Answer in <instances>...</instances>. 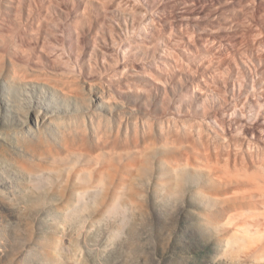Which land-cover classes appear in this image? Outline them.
<instances>
[{
	"label": "rangeland",
	"instance_id": "1",
	"mask_svg": "<svg viewBox=\"0 0 264 264\" xmlns=\"http://www.w3.org/2000/svg\"><path fill=\"white\" fill-rule=\"evenodd\" d=\"M11 1L0 0V34H2V31L3 34H5L4 32L8 33V36L6 35L8 39L5 38L3 39L4 41L0 39V59L2 58L0 61V264H264V249H258V247L249 248V245L241 239L242 235L231 238L229 235L230 229L216 226V223L214 224L217 220L222 219L223 214L217 211L219 207H217L216 200L205 198L203 194L208 189L205 175L188 170L189 172L183 171L178 173V176L176 172H172L171 166L166 160L168 155L174 152V148L164 144V141L162 142V136L157 134L158 132L154 126L160 119H164L167 113L171 115L172 112L181 113L185 111L187 106H191L193 99L190 97L183 104L178 103L175 94L179 90L176 87L173 86V88L167 84L169 92V96H167L155 88L143 86L145 85L144 78L141 76L138 77L139 82L136 76H134L135 78L128 77L131 71H128V76L127 72H125L126 75L124 77L137 80V84L139 83L144 87L143 93L142 89L140 91L141 94L139 92L124 93V95L118 96V103L112 104L107 102L100 103L96 97L92 96L91 98L89 95L88 97L91 100L82 95L80 97L71 96L69 98L58 89H54L48 83H44V81L26 83L24 82L25 80H19L14 74V69L16 68L14 67V62H16V65L18 64V66L20 65L21 67L23 66L22 68L28 69L27 72L30 71L32 73L33 64L28 63V59L30 60L32 57H28L34 53L33 51L31 54L29 50H34L32 46H36V43L33 44L35 42L33 38V40L31 39L32 44L29 42L30 39L27 43L24 42V46L32 45H30L31 48L30 46L28 47L27 54H25L28 59L24 61L26 56L24 57L19 49L24 38L22 39L20 34L24 33L23 29L26 27H24V24L26 25L28 22L23 17L21 19V16H19L20 19L18 17L12 18L13 20L10 18L13 10L10 7L13 5H11ZM20 1L24 2L23 0ZM33 1V6L38 5L35 10L40 7L39 4H43L41 3L42 0ZM67 1L71 2L74 0ZM147 1L149 2V0ZM158 1L160 2L150 0L149 3H152L153 7L158 4L162 6L161 2L163 0ZM175 1L174 3L171 2L172 5L174 4L172 6L168 4L169 0H164L163 2L166 4H163H168L166 6L168 8L162 10L159 9L160 6L158 5L157 8H154V14L158 15L159 11L162 10L161 13L164 11L166 16L171 7L170 10L172 12L169 11V15L167 16L172 18L171 15L174 11L178 13L180 8V0ZM24 6H21V8L24 7L26 9L27 5ZM177 8L178 11H176ZM52 12L53 10H50L53 16H59L58 11L55 13L58 15H54V12ZM8 13H10V16ZM161 13V16L162 14L164 15V13ZM64 18H61V20L63 19L61 22L58 21L62 24L61 31L64 32L59 31L61 33L60 36L62 35L64 40L68 38L65 42L69 40L72 42L71 40L73 39V41L77 40L75 37L71 38V32L68 31V21L65 24L64 21L66 20ZM236 29L239 31L236 30L238 33L241 31L243 35L247 33L242 31V26ZM244 30L247 31V29ZM129 34L125 33L126 37L127 35L128 37L132 36H129ZM134 34V36L140 35L139 31ZM86 38L87 35L84 38L85 43H83L88 48L90 42ZM161 41V39L157 41V46L160 45ZM70 42L66 43L70 45ZM162 42V45L159 47L160 51H150V54L154 52L151 54L152 56L148 53L147 56H143L146 58L142 59L146 60L148 58V60H152L153 58V62L157 59L158 61H155L158 64L159 58L168 52L167 48L164 49L166 46ZM90 46L92 45L90 44ZM94 48L96 51L99 50L96 45ZM90 49L93 51V48ZM161 49L163 52H161ZM95 50L91 51L95 55L93 56L91 53L93 58L100 53V51L95 53ZM37 52H39V49H37ZM124 52V54H121V58H126V56L131 57L130 53L125 55L129 51L125 50ZM157 53L161 55H159V58L156 56L158 55ZM65 55L68 56L66 52ZM140 56L137 55L135 61H142V59H139L142 57ZM21 59L23 60L20 63ZM72 59L73 62L71 60L72 63H70L71 70H79L83 62L77 61L74 58ZM12 60L15 61L13 62ZM47 60L43 59L41 61V67L45 66L43 69L45 72L49 69L51 70L50 63ZM45 62L46 64H44ZM80 62L82 63L80 64ZM124 77H120V79L122 78L121 80H123L125 79ZM16 82L19 83L17 84ZM83 85L85 87L88 86L87 83H83ZM145 90L149 93H145ZM62 94L65 97L61 96ZM28 95L30 96L28 97ZM21 98H24V101ZM119 99L123 102L121 100L120 102ZM85 100L93 101L91 102L92 108H88V106L91 107L90 105H85L87 107L83 105ZM172 100L177 102L174 103ZM97 101H99L101 106L96 105L95 107L92 105V103H96ZM81 106L85 108L83 109ZM124 106L128 107V110ZM51 107L53 110H51ZM126 111L128 112L127 115ZM136 111L139 112L137 113ZM122 112L124 113L122 117L124 116L125 118L127 116L125 121L124 118L122 119L119 116L123 114ZM134 114L137 119L135 116L134 118L130 117V119L134 120L135 125L133 124V120L131 121L128 118L129 116L133 117ZM104 115H106L105 119ZM139 116L140 118L144 116L142 118L145 121L143 122ZM59 117L65 118V120L59 119ZM154 119H158V121ZM107 120L108 122H106ZM152 121L155 123L152 124ZM103 122L108 124L101 125ZM145 122H150V125L148 123L149 126H146ZM151 124L153 125V129ZM136 125L138 127H134ZM102 126H104V129L101 132ZM107 126H109V129H107ZM150 126L152 131L150 130ZM136 129L139 130L136 131L139 132L138 134L134 132ZM148 129L152 132L149 131L151 134L148 132ZM94 130L100 134L96 135V131ZM109 130L113 131L111 133V136H114L113 138L110 136ZM105 133L110 138V145L108 144L107 136L105 137ZM147 133L148 136L144 137ZM99 135H102L101 138L103 137V140L100 138L102 142H99ZM149 135L156 137L159 143L155 142V138L154 143L148 142L145 145L144 142L143 144L141 143L142 146L140 148H136L138 144L136 143L135 145V141H138L140 138L144 141V138L150 137ZM75 138H77L76 141ZM111 138L113 140H120L117 141L118 144L115 143L118 147L114 146L118 149L115 150L114 148V151L111 149L112 152H109L110 148L113 147L112 144L116 141H112ZM123 139L125 140L123 141ZM141 140L139 141L143 142ZM72 141L75 143L72 144ZM77 141L80 143L77 144ZM85 141H87L86 145L90 144L89 146L91 149L93 148L92 150H90L88 145V148L85 146ZM121 142L124 146L119 145ZM65 143L69 144L66 146ZM99 143L109 145L110 148L107 150L106 145L102 146ZM128 143H132L133 145ZM78 145H81V148ZM125 145L126 147L130 145V149L127 148L126 150ZM145 146L146 148H144ZM77 147L84 149L83 151L74 149ZM100 147H104L105 149L102 150ZM141 147L145 150H142ZM147 148L148 150H146ZM86 150L93 152L91 153L92 155L88 154ZM95 151L96 153H94ZM115 151L118 152L114 154ZM138 152H140L139 156ZM144 152L148 154L145 155ZM107 153L110 154L107 155ZM119 154L121 157L118 156ZM149 155L150 158L148 157ZM94 161H97V163ZM119 166L121 167L120 171ZM107 172L110 173L108 174ZM174 177L177 179L181 178V183L183 182V184L179 187H174ZM98 179H102V181H99L102 183H99ZM107 180L110 181V184ZM122 180L123 182H121ZM111 181L114 182L113 185H111ZM105 186L108 187L106 188ZM108 188L109 190H107ZM126 189L129 192L126 193ZM203 189L205 190L203 191ZM121 190H124L123 193ZM213 203H216L215 206ZM215 214H219L221 218L219 219L217 215V219L214 220ZM210 217L212 218L210 219ZM252 241L255 242L256 240L253 239Z\"/></svg>",
	"mask_w": 264,
	"mask_h": 264
},
{
	"label": "bare ground",
	"instance_id": "2",
	"mask_svg": "<svg viewBox=\"0 0 264 264\" xmlns=\"http://www.w3.org/2000/svg\"><path fill=\"white\" fill-rule=\"evenodd\" d=\"M23 1L24 2H21L20 0H12L11 5H13L10 6L13 9L11 12L12 14L11 16L10 13L8 14L11 19L17 17L20 19L19 16H21V19L23 17L24 20L28 22L26 25L24 24V27L26 26L23 29L24 33L20 34L22 39L24 38L27 40L24 41L23 39L21 42L22 45L19 46L21 54H23L24 57L26 56L25 54H27V49L33 43L31 42L33 39L35 40L33 44L36 43V46L31 45L32 48L34 47V50H29L31 51V54L34 51L32 56L29 55L30 57H28H32V59L29 60L27 56L24 59V61L28 59V63L33 64L32 73H30V71L27 72L28 69H24L25 67L22 68L23 66L21 67L20 65L18 66V64L16 65V62H14L15 60H12L15 63L14 67H16L14 69L15 76L19 78V80H25L24 82L26 83H38V81H44V83H48L51 87L58 89L69 98L71 96L80 97V95H82L84 97L86 96L87 99H90V96L91 98L94 96L100 101V103H118V96L124 95V93L127 92L140 93L142 89L143 93L144 87H142L139 83L137 84L139 76L144 78L143 80L145 85L143 86H146V88H155L167 96H169L167 84L171 85V87H176V89L179 90L178 93L175 91L177 93L175 95L177 96L176 99L178 103L183 104L191 97L193 99L191 106H187L185 111H182L181 113L172 112L171 115H168L166 111L167 115L164 114V119H160L159 121L158 119H154L155 121H158L156 122L154 128L157 130V134L162 136V142L164 141V144L174 148V152L166 158L167 162L171 166L170 169H172L173 173L176 172L178 176V173L183 171L189 172L190 170L205 175V182L207 184H204L208 187V192L206 190L203 194L205 198H209L210 200L214 199V201L216 200L217 207H219V209L217 208V211L223 214L222 219H220L221 217H219V214H215L214 220L217 219V215L220 220H217L216 222L213 221L214 224L216 223V226L230 229L229 235L231 238H236L237 235H242L241 239H243L244 243L249 245V248L258 247V249H264V0H178L180 8L178 13L174 11L171 15L173 20L167 16L169 15V11L172 12L170 10L171 7L169 8L166 16L164 11L162 12L164 15L161 11L165 10V8L167 9L168 7L166 6L168 4L172 5L171 2L174 3L175 0H169L167 5H164L166 4L163 2L164 0L161 2L162 6L158 4L160 6L159 9H162L159 11L162 16L160 13L158 15L154 14V8H157L158 5L153 7L154 5L152 6V3H149L150 0L149 2H146V0H74L71 2L67 0H42L41 3L43 4H39L40 7L36 9L37 11L35 8L38 5L33 6V0ZM157 2L160 1L157 0ZM24 5H27L26 9L24 8ZM21 6L24 7L21 8ZM172 6H174V4ZM50 10H53L54 15L59 14V16H53V14L50 13ZM54 10H57L58 14H55L57 11ZM176 11H178V8ZM61 18L66 20L64 21L65 24L68 21V31H70L72 35L68 36H71V38L75 37L77 39L75 41H73L74 39L71 40L72 42H70V40L66 41L70 42V45L65 42L68 38L64 40L62 35L60 36L61 33H59V31H61L62 24L58 21L61 22L63 20H61ZM241 26L243 27L242 31L247 32L244 33L245 35H243L241 31L238 33L239 31L236 29ZM244 29H247V31ZM134 30L137 32L139 31L140 35L134 36V33H137ZM4 33L5 34H3L2 31V34H0V39L2 41H4L3 39L8 36V33ZM125 33H130L129 36H132L128 37L127 35L126 37ZM86 35V39L90 42L88 48L84 45V38ZM160 39L164 42L166 46L164 49L167 48L166 50L168 52H166L165 55H162L161 52L163 51L161 49V52L159 53L162 56L157 53L158 55L156 56H158V58L161 56L158 64L155 61L157 59H155L154 62L152 61L153 58L152 60H148V58L143 60L142 58H146L143 56H147L150 51L159 50V47L162 45V41L158 46L157 41ZM28 41L31 42V44L28 43L30 45L24 46ZM90 44L94 47L95 45L98 46L99 50L96 48L98 50L96 51L94 47L90 46ZM65 45H67L66 48ZM90 48H93V51H96L95 53L99 51L100 53L93 58L95 55H93V51ZM37 49H39V52H37ZM123 50H126L127 52L129 51L128 53L126 52L127 54L125 55L130 53L131 57L126 56V58L122 57V59L121 54L125 53ZM65 52L68 56L65 55ZM137 55L142 56L139 58L142 59V61H135ZM72 58L83 62L82 67H78L79 70L77 71H74L73 69L71 70L70 68V63L73 62ZM43 59H48L47 61L51 66V70L49 69L50 71L46 70L47 72H45L43 70L45 66H43V68L41 67V61H43ZM22 60L23 59H21L20 63ZM82 62H80V64ZM44 64H46V62ZM128 71H131L129 72L130 76H128ZM125 72H127V76L130 78H135L134 76H136L137 80L135 81L134 79L125 78ZM120 77H124L125 79L121 80L122 78L120 79ZM83 83H87L88 86L85 87ZM63 94L61 96H64ZM29 96L30 95H28V97ZM90 100H85L83 105L91 106V102L93 101ZM120 100L121 99H119V101ZM22 101H24V98ZM80 101L82 100L80 99ZM99 101L92 103V105L95 107L96 105L99 106ZM176 102L174 101V103ZM84 106H81V108L83 107L84 109L87 107ZM135 106L137 107V105ZM18 108L20 109V107ZM88 108H92V106H88ZM125 109L128 110V107H125ZM51 110H53V108ZM127 114L128 112L126 115ZM122 115H124V113L119 116L122 117ZM134 116L135 114L133 117L129 116L128 118H134ZM126 117L124 118L123 116L122 119L124 118L125 121ZM142 117L140 118L139 116V118L143 121ZM105 118L106 115H104V119ZM59 119L63 118L59 117ZM63 120H65V118ZM130 120L132 121L133 119ZM146 121L148 120L146 119ZM106 122H108V120ZM134 123L135 122L133 120V124ZM146 123L147 122H145L146 126L150 125V122H148L149 125ZM151 123L154 124L155 122L153 123L152 121ZM104 124V122L103 124L101 123V125ZM137 125L139 126L138 122ZM137 125L134 127H138ZM108 127L109 126H107V129H109ZM103 129L104 126L101 127V132ZM143 130L145 131V129ZM150 130L148 129V132ZM110 131L111 130H109L111 136L113 131ZM136 131L139 130L136 129L134 132ZM97 132L98 131H96V135L100 134ZM136 133L138 134L139 132ZM101 136L98 137L99 142H102L100 141L103 138H101ZM106 136L108 144L110 145V138L108 134H106L105 137ZM147 136L148 133L144 137ZM151 136L149 138L143 137L144 141L140 138L139 140L143 142H140L139 140L135 141V145L136 143L138 144L136 145V148H140L144 142L145 145L148 142L154 143L153 141L156 137ZM111 137L113 138L114 136ZM76 140L77 138H75V141ZM114 140L112 139V141ZM118 140H116L114 144L111 143L113 145L112 148L105 144L107 146V150L110 148L109 152H112L111 149L113 150L115 148L114 146H117L115 143L118 144ZM124 140L125 139H123V141ZM156 141L157 138L155 142ZM86 142L87 141H85L84 144L87 147V145L89 146L90 144L86 145ZM122 142L119 145L124 146V144L122 145ZM74 143L75 142L72 144ZM76 143L79 144L80 142L78 143L77 141ZM104 143H99V145L103 146ZM132 143L128 144L133 145L134 143ZM68 144H66V146ZM130 145L128 147L125 145L126 150L127 148L130 149ZM78 146L81 148V145ZM117 147L115 150L118 149ZM80 148L77 147L74 149L78 150ZM100 148L102 150L105 149L104 147ZM144 148H146V146ZM83 149H80V151H83ZM92 149L90 147V150ZM126 150L124 149V151ZM146 150H148V148ZM89 152L87 151L88 154L93 153ZM117 152L115 151L114 154ZM94 153H96V151ZM139 153L140 152H138V156ZM108 154L110 153H107V155ZM146 154L148 153H145V155ZM118 156H120V154ZM148 157L150 158V155ZM84 160L86 161V159ZM95 163H97V161ZM104 166H106V164H104ZM119 168L120 171L121 167L119 166ZM173 176L175 175L173 174ZM176 177H174L173 185L174 187H179L183 184V182L181 183V178L177 179ZM109 180H107V182ZM99 181H102V179H98V182ZM114 182L111 181V185H113ZM121 182H123V180ZM55 185L57 186V184ZM205 189H203V191ZM107 190H109V188ZM121 191L123 193L124 190ZM127 192L129 191L127 190L126 193ZM215 204L213 203L214 206ZM211 207L216 209L213 206ZM217 211L215 210L216 213H218ZM211 218L212 217H210V219ZM253 239L256 241L253 242Z\"/></svg>",
	"mask_w": 264,
	"mask_h": 264
}]
</instances>
